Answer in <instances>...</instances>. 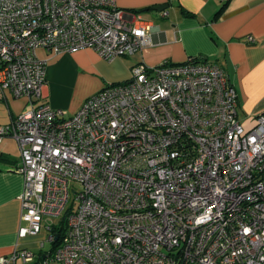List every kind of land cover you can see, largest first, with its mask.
<instances>
[{"label": "built area", "instance_id": "1", "mask_svg": "<svg viewBox=\"0 0 264 264\" xmlns=\"http://www.w3.org/2000/svg\"><path fill=\"white\" fill-rule=\"evenodd\" d=\"M127 15L116 0H0V92L30 100L0 127L20 149L19 235L46 228L53 243L68 213L44 264H264V112L242 123L221 65L140 62L72 115L41 102L38 50L133 55L153 24Z\"/></svg>", "mask_w": 264, "mask_h": 264}, {"label": "crops", "instance_id": "2", "mask_svg": "<svg viewBox=\"0 0 264 264\" xmlns=\"http://www.w3.org/2000/svg\"><path fill=\"white\" fill-rule=\"evenodd\" d=\"M116 2L127 12L129 20H137L140 13L153 24L150 41L133 55L111 61L92 48L63 53L39 49V56L47 61V85L41 102L71 115L107 83L130 79L131 68L136 63L158 65L167 60L183 63L200 57L221 65L228 73L238 92L239 117L242 112L247 118L255 119L264 112V0H230L218 18L223 0ZM166 3L169 6L165 9L154 8ZM250 36L255 42L249 41ZM90 81H94L92 86L79 93L78 89ZM29 104L26 96L1 91L0 127L8 125ZM19 162L17 140L0 135V257H9L17 249L27 248L36 253L34 261L17 258L6 264H43L46 252L52 250L46 249L49 231L43 228L35 235H19L24 189V177L15 170Z\"/></svg>", "mask_w": 264, "mask_h": 264}, {"label": "trees", "instance_id": "3", "mask_svg": "<svg viewBox=\"0 0 264 264\" xmlns=\"http://www.w3.org/2000/svg\"><path fill=\"white\" fill-rule=\"evenodd\" d=\"M229 1H225L224 4H223V7H221V9L217 12V15L216 17L218 18L222 13L223 11L225 10V8L227 7ZM194 59H200V57H193ZM202 59V58H201ZM67 217H68V213H66L61 221L59 222V224L55 225L53 230L54 232L57 234L56 236V239L54 240L53 242V247L52 249L56 248L60 242H61V239L63 237V234L65 233L66 229H67ZM41 264V263H40ZM44 264V263H43Z\"/></svg>", "mask_w": 264, "mask_h": 264}, {"label": "rangeland", "instance_id": "4", "mask_svg": "<svg viewBox=\"0 0 264 264\" xmlns=\"http://www.w3.org/2000/svg\"><path fill=\"white\" fill-rule=\"evenodd\" d=\"M94 83V81H90L87 83V85H83L82 87H80V89H78V92L79 93H83L84 91L88 90L92 84ZM93 95V94H91ZM90 95V96H91ZM72 115V114H71ZM240 120L242 121V123L246 126V127H249L251 126L253 123L251 122L252 120H254L253 118H247L245 115H243V113L241 112L240 113ZM251 122V123H250ZM73 195H74V192H73ZM62 218L60 217H57L54 219V223L57 225L59 224V222L61 221ZM53 244L52 242H50V240H48L47 242V246H46V249H50L52 248ZM53 264V263H52Z\"/></svg>", "mask_w": 264, "mask_h": 264}, {"label": "water", "instance_id": "5", "mask_svg": "<svg viewBox=\"0 0 264 264\" xmlns=\"http://www.w3.org/2000/svg\"><path fill=\"white\" fill-rule=\"evenodd\" d=\"M168 6H169V3H166V4L157 5L154 8L158 10H162V9L167 8Z\"/></svg>", "mask_w": 264, "mask_h": 264}]
</instances>
